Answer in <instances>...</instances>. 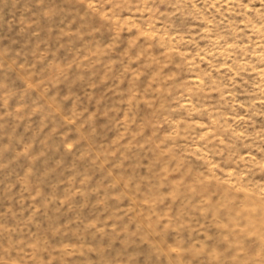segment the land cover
I'll use <instances>...</instances> for the list:
<instances>
[{
  "label": "rangeland",
  "instance_id": "obj_1",
  "mask_svg": "<svg viewBox=\"0 0 264 264\" xmlns=\"http://www.w3.org/2000/svg\"><path fill=\"white\" fill-rule=\"evenodd\" d=\"M0 264H264V0H0Z\"/></svg>",
  "mask_w": 264,
  "mask_h": 264
}]
</instances>
